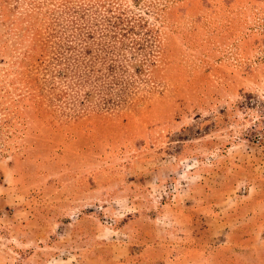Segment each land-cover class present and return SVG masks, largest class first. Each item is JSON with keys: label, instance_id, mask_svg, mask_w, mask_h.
<instances>
[{"label": "rangeland", "instance_id": "obj_1", "mask_svg": "<svg viewBox=\"0 0 264 264\" xmlns=\"http://www.w3.org/2000/svg\"><path fill=\"white\" fill-rule=\"evenodd\" d=\"M115 37L124 96L56 99L62 44ZM255 212L264 0H0V264H245Z\"/></svg>", "mask_w": 264, "mask_h": 264}, {"label": "trees", "instance_id": "obj_2", "mask_svg": "<svg viewBox=\"0 0 264 264\" xmlns=\"http://www.w3.org/2000/svg\"><path fill=\"white\" fill-rule=\"evenodd\" d=\"M110 1L111 3L114 2V0ZM77 11L75 10L72 13V17H76L78 15ZM108 11L110 12L111 10L109 9ZM112 14L113 15L109 16L110 19L113 16L114 18H120L124 13L123 11H118L115 14ZM113 27L116 28L117 26ZM115 38L116 41H109L106 48L103 50L105 53H102V55L101 53H93L91 51L90 46L96 44L95 41L87 42L85 40H81V43H76L75 41L73 42V40H67V42L70 43L62 44L63 51L58 52L54 56L53 61H48V65L45 69L46 73L50 72L49 74L51 79L53 78L60 81L64 79V86L57 84L58 93L55 95L56 99H64L65 101H63V103H67V98L70 97L71 99L69 100L73 102L71 108L74 107L75 102L80 105L88 103L91 99V93L89 90L82 91L80 88H82L88 80H91V78H94V81L99 82L98 85L94 86L96 90H98L97 96L99 103H101L102 106H108L109 104L115 102V98L121 99L124 96L126 91L125 89L132 86L134 76L140 75L142 71L137 69L134 70V73L126 74V66L118 65V61H121V54L114 51L113 48H121L112 46V42H118L117 37ZM134 41V46L139 44L137 40L134 39ZM77 44H80V47H78ZM121 44L123 45V41ZM108 49L112 51L109 52ZM141 66L142 65H138L139 68ZM47 68L51 69L49 70ZM128 80L129 83H131L130 86H128ZM105 84L108 85L107 89H101L105 86Z\"/></svg>", "mask_w": 264, "mask_h": 264}, {"label": "crops", "instance_id": "obj_3", "mask_svg": "<svg viewBox=\"0 0 264 264\" xmlns=\"http://www.w3.org/2000/svg\"><path fill=\"white\" fill-rule=\"evenodd\" d=\"M249 222L246 226H250L254 229H264L263 225H257L264 223V216H259L253 213L249 216ZM253 223L255 225H253ZM255 226V227H254ZM247 229V228H246ZM224 244L229 247V249L241 248L243 252L242 256L245 258V264H264V232H253L246 234L237 233H227ZM121 258H116L120 261Z\"/></svg>", "mask_w": 264, "mask_h": 264}]
</instances>
